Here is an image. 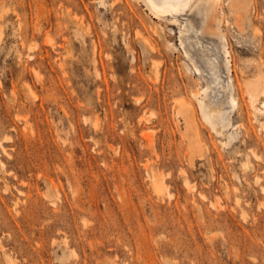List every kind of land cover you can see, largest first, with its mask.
<instances>
[{
    "label": "rangeland",
    "instance_id": "rangeland-1",
    "mask_svg": "<svg viewBox=\"0 0 264 264\" xmlns=\"http://www.w3.org/2000/svg\"><path fill=\"white\" fill-rule=\"evenodd\" d=\"M56 2L0 0V264H264V0L140 2L156 49L109 39L99 75L45 43Z\"/></svg>",
    "mask_w": 264,
    "mask_h": 264
},
{
    "label": "bare ground",
    "instance_id": "bare-ground-1",
    "mask_svg": "<svg viewBox=\"0 0 264 264\" xmlns=\"http://www.w3.org/2000/svg\"><path fill=\"white\" fill-rule=\"evenodd\" d=\"M79 1L83 4V8L79 6L77 0H57L56 3L59 8V12H61L63 15L62 20L59 21L58 23H53L49 21L48 24L50 27L54 28L58 36L62 37L63 42L56 43L54 42V39L51 36H49L48 39H46L45 43L50 45L51 47L57 46L60 49H63L64 52L62 54H59L61 55L60 57V60H62L61 63H63L61 66H63L64 64H66V62L69 61V59L73 58L72 42H74V39L72 41L68 37V31L70 29V26L74 27V35L79 42L85 44V42L89 40L92 65L94 67L95 73L99 75V70H98V63L100 61L99 58L104 47L109 45L108 43L109 39H111L113 43H118V41L121 40L128 52H134L132 48V43L134 39H131V37H129L131 30H134L135 41L136 42L138 41L147 52L156 49V46L151 42V40L147 36H145V34L141 29V25H143L144 22L141 16L139 15L138 10L136 9V4L143 2L145 6H147V8L149 7L150 11L153 12L152 14L155 15L154 17L157 18L169 13L173 14L180 12L184 10L191 3L195 1L200 2L201 0H88V1L79 0ZM205 1L206 4H208L209 8L213 11H216L218 8L217 6L220 4V0H205ZM94 5H96V8L93 7ZM98 6L100 8L106 9V12H130V14H128L127 21L121 23L120 25L119 23H117V18L116 21L112 22L111 24L109 23L106 24L105 22L106 20L103 21L106 15H100L99 13H97ZM92 7L94 8L93 10L91 9ZM73 9H75L76 11H72ZM77 12H80V14H78ZM94 17H96L97 19L95 20ZM217 21L219 22V18L217 19ZM100 24H105V26H109L107 28H102V32H101L102 36L100 35L99 32ZM149 26L150 25H148V27ZM149 28H151V26ZM152 30L153 32L154 31L158 32L157 26H153ZM1 35L2 33H0V37ZM33 49L34 47L31 45L27 48L26 56L29 59L34 58V54L32 52ZM225 53L227 54L228 51H225ZM18 56L20 57V55ZM215 77L218 80L216 74ZM246 83H248V92L250 95V99L252 102H254L257 99V96L261 95L264 92L261 80L260 79L246 80ZM231 100L233 104L236 103L234 98H232ZM198 102L201 110L203 111L206 117L209 118L214 117V115L216 114L214 112L216 108L211 107L208 103H204L202 99H198ZM205 108H209L207 112H205L204 110ZM2 152H5V148L2 144V141L0 140V153ZM155 178L157 177H154L153 179L154 183L156 187L159 188V185L156 183ZM8 258H9V262L12 263L13 261L11 260V258L10 257Z\"/></svg>",
    "mask_w": 264,
    "mask_h": 264
}]
</instances>
